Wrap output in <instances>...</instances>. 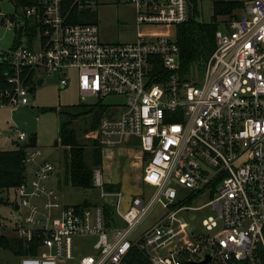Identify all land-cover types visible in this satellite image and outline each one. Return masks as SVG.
Returning a JSON list of instances; mask_svg holds the SVG:
<instances>
[{"label": "built area", "instance_id": "built-area-1", "mask_svg": "<svg viewBox=\"0 0 264 264\" xmlns=\"http://www.w3.org/2000/svg\"><path fill=\"white\" fill-rule=\"evenodd\" d=\"M222 1L238 10L219 25L208 61L185 76L176 37L140 32L133 42L103 43L96 24L69 23L64 0H32L8 15L4 24L14 29L16 42L0 49L9 69L0 108L27 107L45 76L57 75L66 89L72 72L82 98L125 97L124 110L107 107L98 129L86 137L103 152L123 143L140 149L146 161L142 182L154 188L148 198L134 196L124 210L123 193L106 190L110 184L98 167L92 184L105 203L67 206L46 189L56 168L35 166L42 154L27 149L24 165L35 166L33 174L26 171L13 188L12 219H0V236L7 230L28 250L17 256L20 264H123L133 247L152 264H193L207 253L209 264H264V0ZM129 2L139 28L177 27L189 21V6L193 18L190 0ZM0 16L7 17L1 9ZM29 140L19 133L18 142ZM181 187L189 194L182 196ZM204 192L211 193L206 206L218 216L203 221L211 235L190 236L177 215ZM157 206L164 212L134 239ZM79 237L95 238L94 254L75 257Z\"/></svg>", "mask_w": 264, "mask_h": 264}, {"label": "rangeland", "instance_id": "rangeland-1", "mask_svg": "<svg viewBox=\"0 0 264 264\" xmlns=\"http://www.w3.org/2000/svg\"><path fill=\"white\" fill-rule=\"evenodd\" d=\"M75 3L74 1L73 4ZM86 3L88 6L87 8L94 11V19L99 29L100 39L103 43L133 42L136 41L140 32L145 37H176L177 27L175 26L159 25L153 27L143 26L139 28L135 7L129 0H86ZM199 8L201 9V14L197 20L209 23L213 16V3L204 1L200 4ZM0 9L2 13L7 16H0V49L7 51L15 45L16 35L14 29H8L5 26L4 21H8V15L22 12V8L16 7L13 0H4L0 2ZM232 17H218L216 21L221 25L222 22H227L229 19H232ZM71 77L72 81L69 87L61 89L58 84L57 75L51 77L45 76V83L42 86L36 87L31 93L30 103L27 107L17 110H13L9 107L0 108V136L4 139L3 149H17L16 146H25L28 142L22 143L17 141L19 133L24 132L29 137L36 136V147L33 149L40 151L42 157L37 161L35 166L48 162L56 168V173H53L46 182V189L56 191L60 196L61 203L67 206H78L82 205L84 202H88L92 205H103L105 202L101 198V192L99 190L95 188H74L67 181V166L65 163V151L67 149L61 145L56 146L60 129L59 115L54 111L42 110L77 105L90 106L101 102L109 108L118 106L119 108H116V111L120 113L125 108L126 98L118 95L109 96L101 101H98V99L94 97L82 98L78 91L75 72L71 73ZM106 112L103 114V117ZM90 122V118L85 120L81 118L74 123V127L76 129H86L88 125H90ZM88 134H86L85 137ZM79 135H82L81 132H79ZM6 138L9 140L7 141ZM86 139L88 138L86 137ZM10 141L16 142V145L13 147ZM133 147L135 146L123 143L117 147L113 153H109L108 150L104 151L105 174L109 178L111 184L116 187L113 191L123 193L124 210L127 209L128 202H130L134 196H142L145 194L148 198L152 196L154 192V188L148 185H141L140 182L136 180L135 173L132 172L129 166L131 164L130 159L133 155L131 152L128 154V151H131L132 149L130 148ZM140 157L138 158L139 160ZM111 158H113L112 161ZM141 160L142 163L140 165L144 168L146 166V161L143 158H141ZM35 166L27 168V173H29L30 176H32V171ZM58 173L61 174L60 177H57ZM13 190L14 189L11 188L0 191V199L4 198L8 200V203H3L0 207V219H3L7 223L12 219L13 214L12 203L15 199ZM180 191L182 192V196L189 194V191L182 189V187ZM211 199L212 196L210 192L201 193L194 197L188 206H185L188 210L182 211L177 215V220L180 223L188 225V235L208 236L212 234L207 232L203 226L204 220L209 217L217 218L218 216L216 210H214L212 206H206L211 202ZM163 212L160 206L155 207L151 215L144 221L134 235V239L138 238L147 228L153 225L157 217ZM3 232L5 233V237H11L9 231L4 230ZM94 243L95 238H76L74 242L75 257L94 254ZM20 263L21 259L14 253L0 249V264Z\"/></svg>", "mask_w": 264, "mask_h": 264}, {"label": "trees", "instance_id": "trees-1", "mask_svg": "<svg viewBox=\"0 0 264 264\" xmlns=\"http://www.w3.org/2000/svg\"><path fill=\"white\" fill-rule=\"evenodd\" d=\"M16 7L31 5L32 0H13ZM76 2L73 4V2ZM206 0H190L193 6V18L176 30L177 43L180 49V70L182 75L199 70L208 61L215 50V34L219 28L218 17H232L238 10V5L225 3L222 0H211L213 3V16L209 23L198 21L201 14L200 4ZM86 0H64V13L67 14L71 24H96L95 14L87 8ZM21 33H19L20 35ZM6 64L0 61V89L7 86ZM101 101V100H98ZM107 107L101 102L95 105H77L53 108L60 118L59 137L56 143L65 147V163L67 166V181L74 188L92 189L93 170L101 167L103 152L97 140L86 139L85 135L98 129ZM83 118L91 120L86 129L74 127V123ZM81 132L82 135H79ZM83 137V138H82ZM36 136H31L29 142L15 151H0V191L16 188L25 180L26 167L24 165L26 150L36 147ZM116 187L107 185V191ZM192 200L186 203L188 206ZM3 199H0V203ZM83 207L92 204L84 202ZM107 211L109 208H106ZM0 249L10 251L16 256L25 255L24 245L15 238L0 236ZM123 264H152L149 258L137 247H133L124 259Z\"/></svg>", "mask_w": 264, "mask_h": 264}, {"label": "crops", "instance_id": "crops-1", "mask_svg": "<svg viewBox=\"0 0 264 264\" xmlns=\"http://www.w3.org/2000/svg\"><path fill=\"white\" fill-rule=\"evenodd\" d=\"M6 140L8 141L9 139L8 138H6ZM3 141H4V139H2L1 138V136H0V151H15V150H17V149H15V148H13V149H3ZM11 142V145L14 147V145H16V142H13V141H10ZM135 142V141H134ZM135 144H137V142H135ZM17 147V146H16ZM115 150V149H114ZM114 150H111V151H108L109 153H113L114 152ZM103 152V151H102ZM129 152H131L132 153V158L130 159V161H131V164H130V162H129V166H130V168H131V170H132V172H134L135 173V177H136V180H138L139 182H140V184L141 185H144L143 184V182H142V179H141V176H142V173H143V170H144V168H142V166L140 165L142 162V160H141V157H142V155H143V153H142V151L140 150V149H136V150H131V151H128V154H129ZM130 153V154H131ZM104 152H103V163H102V166H101V168H102V170H103V172H104V177H105V180H106V182L108 183V184H110V185H113V184H111V182L109 181V178L106 176V174H105V171H104ZM111 155V154H110ZM140 157V160L138 159L139 157ZM138 157V158H137ZM113 160V158H111V161ZM154 191V190H153ZM145 193V192H144ZM123 201H124V199H123ZM128 204H129V202H128Z\"/></svg>", "mask_w": 264, "mask_h": 264}, {"label": "water", "instance_id": "water-1", "mask_svg": "<svg viewBox=\"0 0 264 264\" xmlns=\"http://www.w3.org/2000/svg\"><path fill=\"white\" fill-rule=\"evenodd\" d=\"M191 19H192V8H191V6H189V20H191ZM42 84H43V80L42 79L38 80L37 85L38 86H42ZM60 176H61V174L58 173L57 174V177H60ZM25 177H26V174H25ZM16 209H18V206L17 205H16ZM209 254L210 253H207L205 255V260L204 261L197 262V263H193V264H209V263H211L212 259H211V257H210Z\"/></svg>", "mask_w": 264, "mask_h": 264}]
</instances>
